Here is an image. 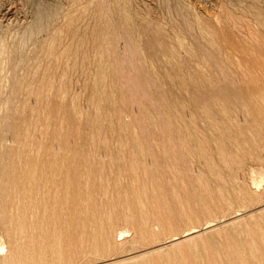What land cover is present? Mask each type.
<instances>
[{"label": "rangeland", "instance_id": "obj_1", "mask_svg": "<svg viewBox=\"0 0 264 264\" xmlns=\"http://www.w3.org/2000/svg\"><path fill=\"white\" fill-rule=\"evenodd\" d=\"M2 31L1 264H264V0H0Z\"/></svg>", "mask_w": 264, "mask_h": 264}, {"label": "bare ground", "instance_id": "obj_2", "mask_svg": "<svg viewBox=\"0 0 264 264\" xmlns=\"http://www.w3.org/2000/svg\"><path fill=\"white\" fill-rule=\"evenodd\" d=\"M1 29H2V27H1ZM4 34H6L5 32H1V38H0V56H1V62H0V70H1V73H2V71L5 69V67H6V53H7V49H8V43H7V41H6V37L4 36ZM39 34V32L38 31H36V29L31 25V24H28V26H26L23 30H22V32H21V34H20V36H19V39H18V48L19 49H24L25 48V46L28 44V42L33 38V37H35V36H37ZM47 52H49V51H47ZM46 53V52H45ZM38 55V54H37ZM48 54H46V57H48L47 56ZM100 59V58H99ZM5 79V78H4ZM0 83H1V85L3 84V82H2V78L0 79ZM24 81V80H23ZM22 81V82H23ZM28 81V80H27ZM22 84V83H21ZM25 86V85H24ZM30 86H32V83H31V85ZM25 90V89H24ZM29 90L31 91L30 93H29ZM31 94L32 93V87H31V89H28V92H27V94ZM29 94L27 95V96H29ZM29 97H31V96H29ZM25 98V97H24ZM26 100V99H25ZM6 104V103H5ZM5 104H3L2 106L4 107V110H5ZM3 110V111H4ZM254 178H256V176H254ZM264 192V191H263ZM216 227V226H215ZM201 230V229H200ZM186 236V235H185ZM190 236H192V234L190 235ZM4 255L5 254H1L0 255V259H1V257H4ZM0 264H1V260H0ZM17 264H20V263H17Z\"/></svg>", "mask_w": 264, "mask_h": 264}]
</instances>
